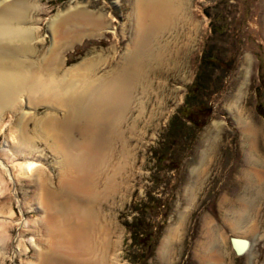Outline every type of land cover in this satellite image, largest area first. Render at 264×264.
<instances>
[{
    "label": "rangeland",
    "instance_id": "obj_1",
    "mask_svg": "<svg viewBox=\"0 0 264 264\" xmlns=\"http://www.w3.org/2000/svg\"><path fill=\"white\" fill-rule=\"evenodd\" d=\"M34 1L37 7L24 25L36 27L41 57L52 44L50 21L76 6L102 15L113 28L71 43L65 50L68 66L102 55L109 61L98 72L107 73L134 36L130 16L134 0ZM186 1L185 19L172 23L158 43L154 41V59L129 104L123 124L129 157L116 177L118 190L96 206L100 223L108 228L109 249L102 264H205L198 243L211 224L222 253L218 264H264V181L249 173L256 163L264 168V0ZM205 53L218 58L224 69L206 68L208 76L213 72L209 89L199 92L194 101L191 84ZM185 102L188 111L203 102L210 114L198 112L190 123L181 113ZM49 111L53 110L45 106L34 110L37 116ZM3 112L0 264H29L40 245L32 229L39 211L33 201V182L17 173L29 161L42 163L48 186L56 190L57 168L42 142H37L44 154L41 159L34 148L17 151L19 145L9 138L7 125L15 123L20 112ZM239 112L254 126V133L244 132ZM112 145L111 165L122 149L117 142ZM250 145L253 150L248 155ZM246 200L251 202L244 212L247 222L234 231L226 220ZM181 220L179 235L164 259L160 246ZM251 225L253 229L245 231ZM235 236L251 243L242 255L234 251L231 238Z\"/></svg>",
    "mask_w": 264,
    "mask_h": 264
},
{
    "label": "bare ground",
    "instance_id": "obj_2",
    "mask_svg": "<svg viewBox=\"0 0 264 264\" xmlns=\"http://www.w3.org/2000/svg\"><path fill=\"white\" fill-rule=\"evenodd\" d=\"M132 2L134 36L115 66L103 74L98 68L109 60H103L102 55L68 66L65 50L87 34L113 28L105 17L79 10L78 6L57 13L49 24L52 44L41 57L36 27L24 25L30 21L36 2L0 3V124L3 111H19L17 121L6 124L9 138L19 145L17 151L36 149L41 159L44 154L37 142H42L52 152V164L57 168L56 190L48 186L42 163L37 166L29 161L17 173L25 174L33 182V201L39 211L37 218L32 219V229L40 245L29 264H102L107 258L108 228L100 223L96 206L118 190L116 177L121 175L129 157L123 124L127 122L134 91L144 78L146 66L154 59V41L158 43L160 34L172 23L185 19L187 7L186 0ZM41 106L53 111L37 116L34 110ZM242 116L239 112L244 132L254 133V126ZM113 142L122 149L118 161L111 165ZM251 146L248 155L253 150ZM249 173L264 181V168L259 164H254ZM250 207L251 202L244 201L241 210L227 218L226 224L234 231L240 230L247 222L244 212ZM0 211H4L2 203ZM206 223L210 224L211 219ZM181 224L182 220L169 229L160 246L164 259ZM252 229L251 225L245 231ZM215 235L212 224L206 226L205 237L198 243L205 264L222 260ZM238 247L243 248L242 243Z\"/></svg>",
    "mask_w": 264,
    "mask_h": 264
},
{
    "label": "trees",
    "instance_id": "obj_3",
    "mask_svg": "<svg viewBox=\"0 0 264 264\" xmlns=\"http://www.w3.org/2000/svg\"><path fill=\"white\" fill-rule=\"evenodd\" d=\"M207 57H206V56ZM205 59L202 58V61H201V66L199 68V71L197 73V76H196V79L195 81L193 82V84H191V88L193 89V93L192 96L190 95L191 97V100H194V101H198V96H199V92L201 91H206L208 90V85H209V78L210 76H212V73L209 74V76L207 75V71H206V68L209 67L211 69H218V70H223L224 69V64L221 63L219 60H217L218 58H215V57H209L210 55H208V53L206 54L205 53ZM207 63H205V61ZM226 66L229 68L231 67V64H227L225 63ZM232 69V68H231ZM207 82H208V85H207ZM187 102V101H186ZM185 102V106L183 107V109L181 110V113L185 116L187 115L189 117V121L190 123H194V118H195V114H197L198 112H202L204 115H209L210 114V108H207L208 106L205 105L203 102H199V104L194 108V110H191L188 111L189 109V105ZM188 120V119H187Z\"/></svg>",
    "mask_w": 264,
    "mask_h": 264
},
{
    "label": "water",
    "instance_id": "obj_4",
    "mask_svg": "<svg viewBox=\"0 0 264 264\" xmlns=\"http://www.w3.org/2000/svg\"><path fill=\"white\" fill-rule=\"evenodd\" d=\"M231 242H232V244H233L234 251L236 252L237 255H242V254H244V252H245L247 249H249L250 246H251V243H249V240L246 239V238L242 239V238H237V237L235 236V237H232V238H231ZM239 243H242L243 248L240 249V248L238 247V244H239Z\"/></svg>",
    "mask_w": 264,
    "mask_h": 264
}]
</instances>
